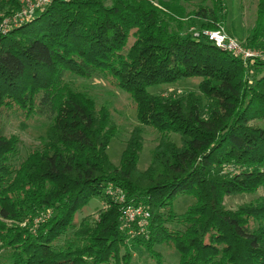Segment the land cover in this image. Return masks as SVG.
I'll use <instances>...</instances> for the list:
<instances>
[{"label": "trees", "instance_id": "1", "mask_svg": "<svg viewBox=\"0 0 264 264\" xmlns=\"http://www.w3.org/2000/svg\"><path fill=\"white\" fill-rule=\"evenodd\" d=\"M248 48H264V0H256ZM21 0H0V27ZM224 0H56L43 13L0 32V264H136L138 248L177 252L179 264H264V195L236 210L227 198L264 190V62L246 64L194 32L226 21ZM103 79L125 93L138 122L114 165L118 133L108 106L66 81ZM200 79L182 96L149 89ZM48 119L40 147L18 162L20 139L3 114ZM144 128L157 134L152 161L138 167ZM180 137V145L171 140ZM145 205L148 232L120 230L122 208ZM179 195L195 204L182 215ZM93 199L96 220L77 214ZM46 220L37 219L45 217ZM136 248V249H135Z\"/></svg>", "mask_w": 264, "mask_h": 264}, {"label": "rangeland", "instance_id": "2", "mask_svg": "<svg viewBox=\"0 0 264 264\" xmlns=\"http://www.w3.org/2000/svg\"><path fill=\"white\" fill-rule=\"evenodd\" d=\"M203 0H187L195 5H199ZM226 9V21L224 29L226 34L236 39L242 45L248 41L256 25V0H224ZM196 30V29H195ZM264 49V48H259ZM263 51V50H259ZM66 81L81 91L91 95L100 106H108L111 110L112 120L118 128V133L111 140L108 148V156L114 165H119L123 151L129 140L131 132L138 126L135 115V107L129 97L120 90L112 87L103 79L84 80L74 76L67 77ZM200 79H189L174 85L152 87L149 91L155 95L163 96H182L191 92H197ZM48 119L45 116H33L27 118L24 114L17 111H10L3 114L2 130L6 136H17L20 139L18 162L27 157L30 151L40 147L41 137L48 125ZM144 147L140 154L138 167L145 171L152 161V153L156 147L158 134L150 129L144 128ZM171 140L180 145L181 140L177 135H172ZM264 195L261 189L255 195H240L237 197L227 198L225 206L229 210H236L241 205L249 203L259 196ZM115 204V203H114ZM195 204V200L190 196L179 195L172 204V209L176 215H182L186 210ZM107 205L101 199H93L87 207L81 210L76 216L78 226L86 217L97 219L100 210L106 209ZM49 211L45 217L37 219L46 220ZM136 249V248H135ZM160 262L157 258L151 257L144 249L138 248L135 254L136 264H179L177 252L172 251L166 246L158 247Z\"/></svg>", "mask_w": 264, "mask_h": 264}, {"label": "built area", "instance_id": "3", "mask_svg": "<svg viewBox=\"0 0 264 264\" xmlns=\"http://www.w3.org/2000/svg\"><path fill=\"white\" fill-rule=\"evenodd\" d=\"M56 0H21V9L12 17L4 20L0 27L2 35L8 34L13 28H18L33 21L40 13L45 12ZM195 38H205L218 49L231 53L240 58L246 64H254L257 61L264 62V49L248 48L229 37L224 27L216 31L203 30L202 32L192 29ZM263 50V51H259ZM108 199L124 205L122 208L120 230L125 232L131 239L143 236L148 232L151 213L145 205H126V196L123 190L110 185L106 189Z\"/></svg>", "mask_w": 264, "mask_h": 264}, {"label": "water", "instance_id": "4", "mask_svg": "<svg viewBox=\"0 0 264 264\" xmlns=\"http://www.w3.org/2000/svg\"><path fill=\"white\" fill-rule=\"evenodd\" d=\"M60 1L64 2V0H60Z\"/></svg>", "mask_w": 264, "mask_h": 264}]
</instances>
